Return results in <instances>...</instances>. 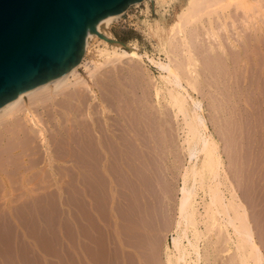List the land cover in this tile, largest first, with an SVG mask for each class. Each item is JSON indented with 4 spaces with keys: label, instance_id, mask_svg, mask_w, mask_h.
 <instances>
[{
    "label": "rangeland",
    "instance_id": "rangeland-1",
    "mask_svg": "<svg viewBox=\"0 0 264 264\" xmlns=\"http://www.w3.org/2000/svg\"><path fill=\"white\" fill-rule=\"evenodd\" d=\"M144 1L127 7L108 25L109 35L128 47L135 46L141 60L111 56L105 63L98 51L111 52L110 44L104 45L94 36L86 44L84 61L78 71L89 80L93 93L81 89V95L74 96L77 103H72L75 109L80 106L79 110H71L69 115L65 113L69 108L58 107L56 103L60 101L65 103L60 106L65 108L67 103L68 107L65 94L54 96L56 99L62 96L55 104H51L56 100L53 96L44 102L45 106L35 101L36 106L32 108L37 107L36 112H40L49 129L44 134L45 143L36 138L26 144L19 140L18 143L17 138H23L18 134L12 140L17 145L9 144L8 149L6 143L12 139L11 133H6V142L0 143L4 145L0 153V223L13 218L32 227L38 222L54 227L60 212L67 211L81 238V264H141L139 252L151 255L154 248L151 252L149 249L155 240L156 245L159 243L158 258L152 264L156 261L155 264H165L166 247H170L175 230L178 189L182 171L189 161L187 126L182 113L171 106L166 93L170 86L160 78L167 73L161 71L158 62H167L165 51L159 45V39L163 38L159 30L168 28L177 9L169 3L156 6L154 2ZM178 38L174 35L173 41ZM202 38L204 43H198ZM203 45L207 46V39L200 35L197 46L202 53L206 49ZM168 51L175 67L181 53L172 48ZM209 55L206 52L201 59L207 62ZM213 59L218 61L219 56ZM92 61L101 66L89 78L83 65L89 66ZM223 70L220 60L207 62L199 67L201 74L194 82L195 90L185 86V80L182 84L200 102L199 114L214 138L226 177H231L230 182L238 187L234 186L247 208L254 235H257L255 239L264 255V100H255L242 87L237 91L229 90ZM49 104L54 119L50 113L44 115ZM61 111L63 115L59 118ZM58 118L63 122L59 124ZM50 120L55 126L51 121L50 127ZM2 125L6 128L8 124L1 122L0 127L4 128ZM0 131L4 133L3 129ZM4 142L7 146L2 144ZM221 182V190L226 195L229 185L225 180ZM196 190L198 202L202 201L198 206L202 212L208 195L201 188ZM198 230L203 232L198 242L200 264H252L251 257L246 256L249 247L242 243L244 251L247 250L243 252L244 257L241 256L243 249L239 252L234 248L222 227L218 235L217 231L206 232L204 224L198 225ZM188 236L192 237L189 233ZM39 247L48 249L43 245ZM193 256L177 264H192ZM245 258L250 260L246 262ZM67 264H76V261L70 258Z\"/></svg>",
    "mask_w": 264,
    "mask_h": 264
},
{
    "label": "bare ground",
    "instance_id": "bare-ground-1",
    "mask_svg": "<svg viewBox=\"0 0 264 264\" xmlns=\"http://www.w3.org/2000/svg\"><path fill=\"white\" fill-rule=\"evenodd\" d=\"M145 1L154 2L156 6L165 5L169 3L172 4L174 8L177 9L174 14V18L171 24L168 26V28L167 29L161 28L159 30L160 33L163 35V38L159 39V45L165 51L164 54L166 55L165 58L167 62L164 63L165 61L164 62L160 61L158 62V66L161 69V71H164L165 74L167 73L166 76L161 75L160 78L170 86V88H166V93L170 98V101L172 102L171 106L177 108V110L180 113H182V115L185 118V122L187 126L186 140H187V151H188L187 156L189 161L187 162L188 166L184 169V172L182 171L183 174L181 175L182 176L181 186L178 189L179 196L177 199L178 215L174 223L175 230L173 229L174 231L170 238V247L169 246L166 247V252L164 257L165 264H177L179 261L181 262L184 261L185 258L189 257L192 254L194 255L192 264H198V263L200 264L199 261L201 259V254H200V248L198 242L203 237V232L198 230V225L200 224L205 225L206 232L211 233V231H217V235L219 234V229L222 227L224 229V233L227 239L233 243L234 248L237 251L240 252L242 247L245 248L243 245L245 244L249 247L248 249L249 255L246 254V256L251 257V260L253 261L252 264H264V258H263L264 255L255 239L257 235L256 236L254 235L252 228L253 225L251 226L252 222L249 221L247 208L243 203L242 199L240 198L239 194L237 193L238 191H236L238 189L234 188L236 184L233 186L232 181L230 182V180H232L231 177L230 179L229 177L228 178L226 177L227 175L224 169L225 166H223L222 164L221 156L218 155L217 146L214 141V138L211 132L208 130L207 126L205 125L204 119L199 114L200 102L196 100L185 87L187 86L189 89L195 90L194 82L199 77V73H200L199 67L204 66L207 62L212 63V62H218L220 60V63L222 64V67L224 69L223 71L225 75V84L229 87L228 88L229 90L231 89L237 91L239 87L240 88L242 87V89L244 88L243 90L249 92L250 97L252 95V98H255V100L256 98H258V101H260L261 99L264 100V0H145ZM121 14L101 20L99 23L95 25L93 29H96L108 35L109 34L108 25L111 24L113 20L118 19ZM174 35L179 36V38L175 39V41H173ZM200 35L205 37V40L207 39V46L203 45L204 48L206 47L203 53L201 52V49H199L200 46H197V39L200 38ZM93 37L94 35L89 33L88 39L86 40L85 43V48L88 40L89 39L91 40ZM203 39L204 38H202V40H199L198 43L202 42ZM101 41L104 45H109L107 42L103 40ZM202 43H204V41ZM110 47H111L110 49H112L111 52H109L107 49H102V50L99 49L98 51L99 52L98 54L101 56V58L102 57L104 58L105 63H106V59L110 58L111 56L113 57L126 56L132 59L141 60V57L137 52V48L135 46H129L130 48L127 51L121 49L116 45L110 44ZM169 48L178 49L179 51L178 53H181V55L179 54L180 58L179 56L177 58L175 67L168 54ZM183 52L186 53L185 56H182L184 54ZM206 52L210 53L209 56H211L207 60V62L206 60L201 59L202 58L201 55H203ZM217 55L219 56V60L215 61L216 59L213 58H215V56L217 58L218 57ZM83 61H84V56L81 57L78 64H76L70 71H68L63 76L55 80H52L44 85H41L31 91L22 93L14 100L2 106L0 108V126H1V122H5L6 125L7 124L8 125L5 128L3 126L5 124L2 123L3 124L2 126L4 128L0 127V130L3 129L4 132V133H0V143L7 140V135H5L6 133L7 134L11 133L10 135L12 136V137L10 136V139L11 138L12 139L11 140L9 139L10 141H7L6 143L8 144V149H9V144L12 145V147L13 145H15L14 144L15 141H12L14 139L13 136L18 134H21L23 138L18 139L17 137H15L17 138V142L19 140L20 143L26 144L31 139L33 140L34 138H36L39 139L41 143H45L46 137L44 134L45 131L48 132L49 129L47 130L48 127L47 128L45 127L47 125H44L45 120L43 119L44 121L43 123L40 116V112L39 111H37L38 113L36 112L37 107L32 108L36 106V103L34 102L36 101L37 103H39V105H41V102H43L44 104V102L49 101L52 96L53 99H56V97L54 98V96H60L62 94L63 95L65 94L66 100L68 101V107L66 106L67 103L64 106L65 108L62 107L65 104L64 101H60L62 100L61 98L62 96L59 98L57 97L58 99H56L54 103L52 101L51 104H55L56 101L61 98L59 101L63 103V105L60 106L61 103H56V104L59 105L58 107H61L62 109L69 108V111H67L68 109L66 110L65 112L66 114L71 113V110L74 111L78 109L80 106H78L75 109V104L73 103H77L75 102L77 100L74 99L75 98L74 96L78 93L80 94L79 90L84 89L87 90L89 94L93 93L89 80L86 77L81 76V74H79L78 72L83 64L82 63ZM97 63L92 61L89 66L83 65L84 66L83 68L85 69V72L87 73L89 78H91L92 74L98 68H100L101 63L98 64ZM185 73H186V77L184 76ZM182 80H185V86H183ZM78 95L76 97H78ZM31 102H33L35 105H33V103ZM45 105L46 103L44 104V106ZM44 106L42 107V109L44 108ZM46 107H45L46 110L44 111V115L46 113L47 114L50 113L51 119H54L53 117L54 113L52 116L51 111L49 112V110H51L50 104L48 110H47L48 107L47 108ZM54 107H56V105ZM56 109H54L55 112H58L56 111ZM41 111L43 112V110ZM64 111L65 110H63V112ZM63 112L61 111V114L59 115L57 113L56 117L58 115L59 118L60 117L62 118L61 115H63L62 114ZM59 118L58 121L60 124L61 122H63V120L61 119L62 121H60ZM51 121L53 122V120H50V122L48 121L49 124L51 123ZM53 126H55L54 122H53ZM7 127H9V129ZM4 129H8V130H4ZM102 129L103 128H101V130ZM105 137L102 138L104 139ZM5 142L2 144H5ZM6 144L5 146H7ZM3 146L2 145L0 146V153H1V149L4 150L2 148ZM124 146L126 147V145ZM5 149L7 148L5 147ZM97 157L99 156L97 155ZM221 179L225 180L226 183H228L229 185L228 186L229 189L227 190L228 194L226 195L224 194V190H221V186L223 187ZM197 187L198 189L201 188L204 191L203 193L208 195V201L206 202L203 201L204 205L202 206L203 207L202 212H200L198 208V206H201L202 201H200L199 203L196 198ZM188 233L189 235L192 236L191 238H189ZM157 241L159 240L157 239ZM157 244L159 245L158 242ZM152 245L154 246L152 247L150 246L151 249H149V251L151 252L152 249L154 248L151 255L147 253L143 254L142 252H139L140 253L139 255L142 258L141 264H152L153 260L158 258L157 256L158 245H156V240ZM245 251L243 249V251H241L242 254L240 253V255L243 256V252L245 253ZM233 253L234 252L232 251V254ZM237 254H238L237 256H239V253ZM233 256L230 255L229 257H233ZM243 257L242 260H244ZM240 258L241 257H239V260ZM236 259H238V257ZM246 259L247 258H245V261L247 262L249 258L247 260Z\"/></svg>",
    "mask_w": 264,
    "mask_h": 264
},
{
    "label": "water",
    "instance_id": "water-1",
    "mask_svg": "<svg viewBox=\"0 0 264 264\" xmlns=\"http://www.w3.org/2000/svg\"><path fill=\"white\" fill-rule=\"evenodd\" d=\"M142 1L0 0V108L70 71L80 61L89 33L129 50L93 28Z\"/></svg>",
    "mask_w": 264,
    "mask_h": 264
},
{
    "label": "crops",
    "instance_id": "crops-1",
    "mask_svg": "<svg viewBox=\"0 0 264 264\" xmlns=\"http://www.w3.org/2000/svg\"><path fill=\"white\" fill-rule=\"evenodd\" d=\"M80 245L78 227L67 211L60 212L54 227L42 222L32 227L13 218L0 223V264H67L70 258L81 264Z\"/></svg>",
    "mask_w": 264,
    "mask_h": 264
}]
</instances>
